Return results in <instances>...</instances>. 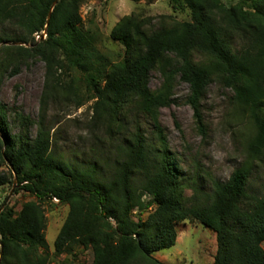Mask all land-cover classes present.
I'll return each mask as SVG.
<instances>
[{
    "label": "trees",
    "instance_id": "1",
    "mask_svg": "<svg viewBox=\"0 0 264 264\" xmlns=\"http://www.w3.org/2000/svg\"><path fill=\"white\" fill-rule=\"evenodd\" d=\"M88 1L0 0V46L6 61L38 57L46 65L38 120L17 114L23 129L36 125L34 139L12 134L7 107L0 103V167H9L8 174L0 172V188L16 179V193L36 199L20 211H1L0 264L50 263L42 204L54 199L69 206L55 241L57 254L83 248L93 253V264H165L154 255L177 244V224L196 221L217 234L214 264H264V194L248 190L252 163L264 151V0L231 5L171 0L175 9L189 11L190 20L150 34L146 21L126 16L111 33L125 50L112 64L84 28L82 8ZM42 33L46 39L37 42ZM195 52L208 61L195 63ZM155 70L162 84L153 92L149 81ZM73 71L96 100L93 140L109 143L107 154L95 150L83 161L57 151L47 120L63 75ZM177 76L189 85L187 102L203 134L202 100L213 82L232 90L234 102L255 125L244 164L226 182L213 179L209 190L184 177L158 123L159 110L173 102ZM84 105L78 102V108ZM134 112L152 118L157 145L139 123L126 127V116ZM186 189L191 196H185ZM143 213H148L146 219Z\"/></svg>",
    "mask_w": 264,
    "mask_h": 264
},
{
    "label": "rangeland",
    "instance_id": "2",
    "mask_svg": "<svg viewBox=\"0 0 264 264\" xmlns=\"http://www.w3.org/2000/svg\"><path fill=\"white\" fill-rule=\"evenodd\" d=\"M222 1L231 5L237 0ZM131 15L146 21L145 29L148 34L162 27H172L190 20L189 11L175 9L171 0L138 3L131 0H89L82 8L83 25L95 39L96 47L106 62L112 64L124 56V47L111 39V33L124 17ZM44 39L45 33L36 37L37 42ZM2 47L0 46V103L7 107L9 129L12 134L27 135L34 139L36 125L23 129L24 125L19 122L17 114L35 122L38 120L45 88L46 65L38 57L7 62V54ZM193 60L195 63H203L208 58L195 52ZM62 79L63 86L58 88V96L49 102L47 110V120L54 128L58 142L57 151L66 158L77 161L95 156V150L97 155L100 151L107 154L108 141L102 144L94 142L90 132L96 100L90 99L92 95L88 93L81 74L73 71L69 75L64 74ZM161 84L160 73L152 71L150 89L156 92ZM75 95L79 99L74 98ZM189 95V85L177 76L173 85V102L159 110L158 123L184 177L201 183L209 190L213 179L226 182L244 164L248 142L255 134V125L249 112L234 102L232 90L213 82L206 89L202 100L203 134L195 120L194 111L187 102ZM80 101H85L82 108H78ZM125 122L130 130L139 123L149 139L155 145L158 144L156 129L150 116L134 112L126 116ZM0 172L8 174L9 167H0ZM13 182V185L0 188V213L6 207L20 211L24 203L36 200L24 191L17 194L19 186L16 179ZM248 188L250 194H264V151L252 163ZM191 195L192 190L186 189L185 196ZM145 200L150 201L151 198L146 196ZM42 207L47 223L45 234L49 244V264H93V253L90 250L77 248L72 253L62 254L55 251V241L68 216L69 206L56 201H45ZM139 214L136 211L135 218ZM147 214L143 213L142 218L146 219ZM176 228L177 244L155 254L157 260L165 264H214L218 249L215 232L196 221L177 224Z\"/></svg>",
    "mask_w": 264,
    "mask_h": 264
},
{
    "label": "water",
    "instance_id": "3",
    "mask_svg": "<svg viewBox=\"0 0 264 264\" xmlns=\"http://www.w3.org/2000/svg\"><path fill=\"white\" fill-rule=\"evenodd\" d=\"M58 1H59V0H56V2H55L54 5H56ZM49 20H50V15H49L48 21H49ZM15 185H16V183H15Z\"/></svg>",
    "mask_w": 264,
    "mask_h": 264
},
{
    "label": "built area",
    "instance_id": "4",
    "mask_svg": "<svg viewBox=\"0 0 264 264\" xmlns=\"http://www.w3.org/2000/svg\"><path fill=\"white\" fill-rule=\"evenodd\" d=\"M54 201H56L57 203H59V200H57V199H54Z\"/></svg>",
    "mask_w": 264,
    "mask_h": 264
}]
</instances>
